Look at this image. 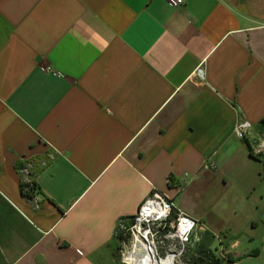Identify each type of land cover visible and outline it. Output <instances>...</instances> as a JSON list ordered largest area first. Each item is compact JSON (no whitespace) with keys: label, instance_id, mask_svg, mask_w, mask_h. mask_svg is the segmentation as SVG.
<instances>
[{"label":"crops","instance_id":"obj_1","mask_svg":"<svg viewBox=\"0 0 264 264\" xmlns=\"http://www.w3.org/2000/svg\"><path fill=\"white\" fill-rule=\"evenodd\" d=\"M172 1L0 0V264H122L154 191L264 264V0Z\"/></svg>","mask_w":264,"mask_h":264},{"label":"built area","instance_id":"obj_2","mask_svg":"<svg viewBox=\"0 0 264 264\" xmlns=\"http://www.w3.org/2000/svg\"><path fill=\"white\" fill-rule=\"evenodd\" d=\"M182 1L183 0H173L172 3L179 4L182 3ZM191 77H196L202 82L206 81L207 69L205 61L198 64ZM253 127L254 124L248 118L238 116L233 125L232 132L239 139H250L251 153L257 157H264V128L262 132L253 135ZM50 156L53 158L54 153H51ZM23 172H25L23 183L27 184L31 180L29 178V171L26 168H23ZM140 208L143 209V211L131 220V222L128 223V226H125L124 233L130 236L131 247L133 244H137V241L139 243L148 244L152 250L161 257L172 254L175 260L174 264H178L180 256L185 250V246L190 243L193 238L198 237L197 235L199 232L201 233V231L205 229L198 219L179 208L171 198L165 196L159 191H154L143 202L139 209ZM162 232H165L167 237H171L177 241V246L167 250L164 256L159 253L158 245L156 244V236L158 233ZM119 233L122 234L123 232ZM119 233L117 231L116 235L118 236ZM216 240H218L219 243V248L217 249L220 257L227 258L229 252L225 248L223 240L219 234L216 235ZM131 247L130 250L122 252L123 261L128 264H132L128 260Z\"/></svg>","mask_w":264,"mask_h":264},{"label":"rangeland","instance_id":"obj_3","mask_svg":"<svg viewBox=\"0 0 264 264\" xmlns=\"http://www.w3.org/2000/svg\"><path fill=\"white\" fill-rule=\"evenodd\" d=\"M132 219H129V216H128V217H124L119 222L118 230L121 233L123 232L122 233L123 234L122 235L123 237H121V238L120 237L119 238L117 237V239H118V242H117L118 243L117 252H118L119 259H120V261H121L122 264H128V263H126V262L123 261L122 252L125 251V250H130V247H131L130 236L127 235V234H125L124 231H125V226H128V223H130ZM167 233H168V231H167ZM197 236L198 237L193 238L192 241L185 246V250L182 253V255L180 256V259L178 261V264H194V259L198 255L201 256V252L202 251H200V250H195V252L192 253L193 252L192 251V248L201 239V233L199 232V234ZM156 244L158 245V251H159V253L162 256H164L166 254V251L167 250L172 249L175 246H177V241L174 240V239H172L171 237H167L165 235V232L164 233L162 232V233H158L157 234V236H156ZM218 244H219L218 243V240L213 241V243H212L213 249L215 248V246L217 248H219ZM228 255L229 254H227V258H228ZM172 257H173V261H172V264H173L174 263V256L172 255ZM223 259H226V258L223 257ZM205 263H206V261H203V263H201V264H205Z\"/></svg>","mask_w":264,"mask_h":264},{"label":"bare ground","instance_id":"obj_4","mask_svg":"<svg viewBox=\"0 0 264 264\" xmlns=\"http://www.w3.org/2000/svg\"><path fill=\"white\" fill-rule=\"evenodd\" d=\"M142 211L143 209H138L137 213L134 215V218ZM128 260L129 262H132V264H172L173 257L172 254L161 257L154 250H152L150 245L139 243L137 241V244H133L131 247Z\"/></svg>","mask_w":264,"mask_h":264},{"label":"trees","instance_id":"obj_5","mask_svg":"<svg viewBox=\"0 0 264 264\" xmlns=\"http://www.w3.org/2000/svg\"><path fill=\"white\" fill-rule=\"evenodd\" d=\"M21 188H22V192L28 196V197H33L34 193L36 192V190L39 188L38 183L34 180L31 179L29 183L25 184L22 183L21 184ZM134 216L130 217V219H132ZM118 233L119 230L117 229ZM118 238L123 237L122 234L119 233V235L117 236ZM201 256L198 255L195 259H194V264H201L203 263V261H206L205 264H220V259L216 258L213 254V251L209 248H205V249H201Z\"/></svg>","mask_w":264,"mask_h":264}]
</instances>
